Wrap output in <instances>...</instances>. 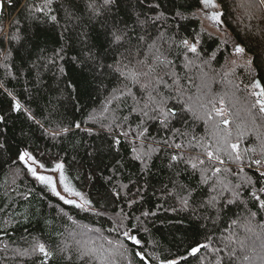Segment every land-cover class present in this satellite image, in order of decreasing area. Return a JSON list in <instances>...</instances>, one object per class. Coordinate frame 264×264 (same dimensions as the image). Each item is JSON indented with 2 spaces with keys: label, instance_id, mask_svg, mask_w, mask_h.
I'll list each match as a JSON object with an SVG mask.
<instances>
[{
  "label": "snow or ice",
  "instance_id": "6c2138e0",
  "mask_svg": "<svg viewBox=\"0 0 264 264\" xmlns=\"http://www.w3.org/2000/svg\"><path fill=\"white\" fill-rule=\"evenodd\" d=\"M12 2L9 0V4ZM54 3L57 0H40L39 3L32 0L21 7L27 10L31 19L58 28L60 46L52 48L48 55L46 44L41 47L46 34L36 32L25 43L18 18L8 21L6 27L0 19V66L5 68L6 75L14 76L7 71L8 62L14 64V57L19 56L20 74H24L27 61L28 70H35L38 84L40 69L55 67V87L67 98L90 94L89 89L106 93L99 112L93 110L83 120L84 125L92 122L95 127H82L80 121L46 126L8 91L10 111H23L28 121L39 126L45 139L55 141L74 130L84 131L90 137L95 135L100 139L101 147L89 153L93 158L96 152L104 150L105 145L109 153L114 150L118 157L121 144L127 143L130 160L139 163V172L145 177L143 186L139 180H130L129 183L135 186L133 191L129 184L119 182L125 162L123 158H116L109 169L111 175L102 176L103 190H98L104 209L101 211L69 181L63 159L48 162L42 159L44 153L37 156L25 149L16 153L13 163L23 165L33 181L64 205L103 216L107 215L109 205L118 203H126L129 209L138 210L134 205L141 204L150 186L146 177L151 174V161L163 153L167 157V167L175 177L182 172L197 177L195 184L170 177L172 187L165 185L162 192L179 205L172 206L171 211L177 215L190 213V219L204 221L198 223V227L206 231L204 242L189 247L186 255L164 258L159 264H181L189 257H198L201 250L211 251L209 264H264V133L260 131L264 129V80L258 81L253 76L242 88L241 84L228 79L235 75L236 67L246 68L249 74L255 67L242 38L247 41L252 36L264 41V0H240L237 3L232 11L242 9L243 15L233 17L235 29L230 28L226 19L232 12L225 11L227 5L221 0L173 2L169 9L171 16L165 11L166 2L161 0H58L55 9ZM2 9L3 0H0ZM122 9L124 15H120ZM245 19L249 23L245 24ZM253 20L255 24L251 23ZM205 21L224 37L218 40L216 50H212L210 56H202V38L205 35L209 39L217 38L208 31ZM181 30L184 35L180 34ZM73 32L81 47L77 54L68 58L73 67L66 70L63 62L66 49L71 46L70 35L66 34ZM33 49L37 50L35 59ZM226 51L228 55H224ZM218 52L224 56L219 70L213 67V61L219 64ZM217 77L235 89L231 96L213 93L211 85ZM3 87L0 84V88ZM193 87L194 93L191 92ZM242 91L247 95L238 96L237 93ZM249 96L253 98L251 101ZM113 102H116L115 108L110 107ZM242 112L244 118H241ZM5 120L6 117L0 115V124ZM192 120L203 121L208 134L201 137L190 134L187 129ZM177 122L182 127H177ZM251 131L257 133L256 143L241 149V142ZM4 147L0 143V148ZM181 164L183 168H180ZM233 177L237 179L233 180ZM94 178L92 174L87 177L90 181ZM244 195H247V201L242 199ZM156 214L151 209L143 210L134 219L141 221V217ZM111 219L108 230L115 233L117 239L103 235L87 237V232H101L87 228L84 233L87 238L77 240L75 252L81 264H117L116 257H124L128 252L122 241L133 246L138 264H152L143 251L142 240L133 232L136 225L129 227L125 223L133 219L132 214L121 210ZM177 223L183 224L184 220ZM209 224L220 232L218 237L207 231ZM32 252L44 258L40 264H48L54 255L39 240H34ZM129 264H132L131 260Z\"/></svg>",
  "mask_w": 264,
  "mask_h": 264
},
{
  "label": "trees",
  "instance_id": "16d2710c",
  "mask_svg": "<svg viewBox=\"0 0 264 264\" xmlns=\"http://www.w3.org/2000/svg\"><path fill=\"white\" fill-rule=\"evenodd\" d=\"M26 2L31 3L32 0H13L11 4L8 3L0 19H3L5 23V21L18 18L25 43L36 32L46 34L41 47L46 44L48 49L46 54L51 55L52 48L60 46L59 29L51 24L31 19L27 10L21 7ZM35 2L39 3L40 0H35ZM161 2H166L165 11L169 12L173 2L183 4L184 0H161ZM221 2L227 5L226 12H232V15L226 16V19L230 28L235 29L236 24L233 17L236 14L243 15V10L237 9L236 12L232 10L240 0H221ZM189 3H192V0H189ZM57 7L58 0L53 4L54 9ZM53 14L56 13L53 12ZM120 15H124L123 9ZM169 15L171 16L172 13L169 12ZM60 23L63 25V19ZM161 23L163 24V22ZM168 23L171 24V20ZM244 23L247 24L249 21L245 19ZM251 23L255 24L256 21L253 20ZM207 29L217 39H209L207 35L202 38V56H210L211 51L216 50L218 40L224 39L219 32ZM180 34L184 35V31L181 30ZM66 35H70L69 43L71 45L66 49V60L63 62L67 70L73 67L68 58L77 54L81 45L77 42L75 32ZM230 35H234V33H230ZM242 42L248 45V56L255 61V67L251 74L244 67H236L235 75L229 76L228 79L241 84L243 88V85L248 83L253 76L258 81L264 80V41L258 37L250 36L247 41L242 38ZM13 47H18V45H13ZM36 54L37 50L33 49V59L36 58ZM224 55H228V52L226 51ZM218 59L219 64L213 61V67L219 70L220 65L224 63V56L219 55V52ZM8 63L7 71L12 72L15 78L12 75H6L5 68L0 66V84L5 86L0 88V115L6 117L5 123L0 124V143L5 145L4 148H0V264H40L44 258L39 253L32 252L34 240L43 242L54 253L48 260V264H81L75 252L77 240L84 239L87 228L101 230L99 234L87 232V237L97 238L96 236L103 235L106 238L117 239V235L109 232L108 229L112 224L111 217L121 210L124 213L132 214L133 219L125 223L129 227L133 224L136 225L133 232L142 240L143 251L152 264H159V261L164 258H179L186 255V250L189 247L194 246L197 242H204L206 230L198 227V223H204V221L197 222L190 219V213L185 212L177 215L172 212L171 207H179V205H176L171 197L162 192L165 185H168L169 188L172 187L169 183L170 177L186 184H195L197 177H192L184 172L179 177H175L173 172L168 169L167 157L163 153L154 156L151 161V174L146 177L150 186L147 188L141 204L134 205V209L138 210L129 209L126 203H118L109 205L107 215L103 216H95L92 212H83L64 205L40 184L33 181L31 176L26 174L23 165H18V162L13 163L16 153L25 149L37 156L44 153L42 159L48 162L63 159L69 181L77 190L93 201L94 208H99L101 211L104 209L99 201L98 190H103L102 176L111 175L109 169L116 158H123L125 162V167L121 169L122 174L119 175L120 183L129 184L135 191V186L129 181L139 180L143 186L145 178L139 172V163L130 160V145L127 143L121 144L118 157L114 150L109 153L106 145L103 151L95 153L94 158L90 157V152L101 147V141L95 135L90 137L84 131L74 130L66 137H60L55 141L45 139L41 135L39 126L28 121L23 111L20 113L10 111L11 97L7 95V92L11 91L22 104L32 110L36 119L42 121L46 126H55L57 123L68 125L80 121L82 127H95L92 122L84 125L83 120L89 112L93 110L99 112L103 107L106 93L89 89L90 94L81 95L79 98H67L55 87L57 75L55 67L50 66L48 70L41 68L40 83L38 84L35 70H28L27 61L24 63L23 75L20 74L19 56L14 57V64L12 61ZM238 63L242 64V61ZM211 88L213 93L220 95L228 93L231 96L235 91L231 84L221 82L219 77L216 78V82L212 83ZM195 91L196 89L193 87L191 92ZM237 95L246 96L247 92H238ZM248 99L251 101L253 98L249 96ZM110 107L115 108L116 102H113ZM123 107L121 105V108ZM228 107L231 108V105L229 104ZM241 118H244L243 112ZM177 127H182L179 122H177ZM187 130L197 137L208 134L203 121H190ZM260 131L264 133V129ZM153 134L155 135V130H153ZM256 134V131H251L241 142V149L255 144ZM177 142H180L179 137H177ZM183 167L184 165L181 164L180 168ZM78 173L79 178H77ZM90 174L95 177L91 181L87 179ZM232 179L236 180L237 178L233 177ZM242 199L247 201V195H244ZM149 209L155 211L156 216L141 217V221L134 219L140 214V211ZM181 219L184 220V223L178 224L177 221ZM207 231L217 237L220 235V232L213 229L211 224L208 225ZM120 238L122 239V237ZM122 242L126 244L128 252L124 257H116L117 264H129V260L132 261V264H138V258L133 254V246L126 241ZM213 246H215V242H213ZM201 258H203V264H209L211 251L201 250L198 257H189L187 262L181 261V264H201Z\"/></svg>",
  "mask_w": 264,
  "mask_h": 264
},
{
  "label": "rangeland",
  "instance_id": "374dc122",
  "mask_svg": "<svg viewBox=\"0 0 264 264\" xmlns=\"http://www.w3.org/2000/svg\"><path fill=\"white\" fill-rule=\"evenodd\" d=\"M4 3H5V1H4ZM7 23H8V22L5 21V27L7 26ZM205 26H206L207 28L212 29L211 26H210V22H209V21H205ZM212 30H214V29H212ZM75 237H77V236H75ZM96 237L98 238V236H96ZM84 238H86V237H84ZM94 238H95V237H94ZM122 261H124V260H122ZM125 261H126V260H125Z\"/></svg>",
  "mask_w": 264,
  "mask_h": 264
},
{
  "label": "built area",
  "instance_id": "2783aa9c",
  "mask_svg": "<svg viewBox=\"0 0 264 264\" xmlns=\"http://www.w3.org/2000/svg\"><path fill=\"white\" fill-rule=\"evenodd\" d=\"M4 1H5V3H4ZM9 3V0H3V11H5V9H6V5ZM3 11H2V13H3Z\"/></svg>",
  "mask_w": 264,
  "mask_h": 264
},
{
  "label": "water",
  "instance_id": "95a60500",
  "mask_svg": "<svg viewBox=\"0 0 264 264\" xmlns=\"http://www.w3.org/2000/svg\"><path fill=\"white\" fill-rule=\"evenodd\" d=\"M2 11H3V9H2V10H0V18H1V15H2Z\"/></svg>",
  "mask_w": 264,
  "mask_h": 264
}]
</instances>
